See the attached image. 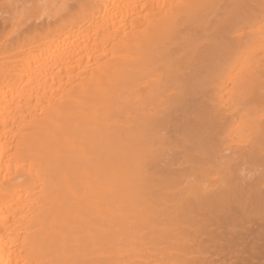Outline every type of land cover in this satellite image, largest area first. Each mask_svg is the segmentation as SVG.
<instances>
[{"label": "bare ground", "instance_id": "1", "mask_svg": "<svg viewBox=\"0 0 264 264\" xmlns=\"http://www.w3.org/2000/svg\"><path fill=\"white\" fill-rule=\"evenodd\" d=\"M0 264H264V0H0Z\"/></svg>", "mask_w": 264, "mask_h": 264}]
</instances>
